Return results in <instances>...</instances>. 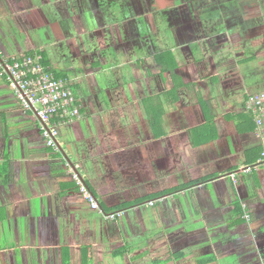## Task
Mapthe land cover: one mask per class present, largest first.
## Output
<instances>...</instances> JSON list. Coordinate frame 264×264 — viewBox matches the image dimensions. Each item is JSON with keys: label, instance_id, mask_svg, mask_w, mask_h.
Listing matches in <instances>:
<instances>
[{"label": "crops", "instance_id": "1", "mask_svg": "<svg viewBox=\"0 0 264 264\" xmlns=\"http://www.w3.org/2000/svg\"><path fill=\"white\" fill-rule=\"evenodd\" d=\"M0 51L82 115L55 151L0 75V264H264V0H0Z\"/></svg>", "mask_w": 264, "mask_h": 264}, {"label": "built area", "instance_id": "2", "mask_svg": "<svg viewBox=\"0 0 264 264\" xmlns=\"http://www.w3.org/2000/svg\"><path fill=\"white\" fill-rule=\"evenodd\" d=\"M0 75L6 80L22 111L35 115L41 123V135L46 146L56 151L59 127L82 118L71 82L56 78L44 67L39 55L6 56L1 51ZM244 109L252 118L253 133L260 144V154L256 163L262 164L264 163V91L247 97ZM256 166L247 167L244 172L249 173L257 168ZM233 176L232 174L231 177ZM72 178L91 208L98 209L94 196L78 175L72 174ZM122 214L118 211L104 214V217L114 220Z\"/></svg>", "mask_w": 264, "mask_h": 264}, {"label": "trees", "instance_id": "3", "mask_svg": "<svg viewBox=\"0 0 264 264\" xmlns=\"http://www.w3.org/2000/svg\"><path fill=\"white\" fill-rule=\"evenodd\" d=\"M164 55H167V59H165V61H162V63L166 65V68H165L166 70H164L163 72L165 71L168 72L175 68V63H174L173 57L170 54H164Z\"/></svg>", "mask_w": 264, "mask_h": 264}, {"label": "rangeland", "instance_id": "4", "mask_svg": "<svg viewBox=\"0 0 264 264\" xmlns=\"http://www.w3.org/2000/svg\"><path fill=\"white\" fill-rule=\"evenodd\" d=\"M206 39V36L204 37ZM194 59H196V57H194ZM264 164V163H263ZM259 167V165L257 166V168ZM256 169V168H255ZM262 170H264V167L262 168ZM3 247V246H0Z\"/></svg>", "mask_w": 264, "mask_h": 264}]
</instances>
